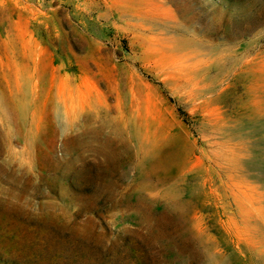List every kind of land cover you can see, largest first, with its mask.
<instances>
[{
	"label": "rangeland",
	"instance_id": "1",
	"mask_svg": "<svg viewBox=\"0 0 264 264\" xmlns=\"http://www.w3.org/2000/svg\"><path fill=\"white\" fill-rule=\"evenodd\" d=\"M0 264H264V0H0Z\"/></svg>",
	"mask_w": 264,
	"mask_h": 264
}]
</instances>
